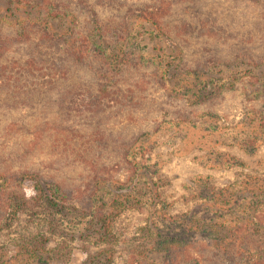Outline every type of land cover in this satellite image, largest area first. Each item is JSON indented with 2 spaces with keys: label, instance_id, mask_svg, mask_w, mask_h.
<instances>
[{
  "label": "trees",
  "instance_id": "trees-1",
  "mask_svg": "<svg viewBox=\"0 0 264 264\" xmlns=\"http://www.w3.org/2000/svg\"><path fill=\"white\" fill-rule=\"evenodd\" d=\"M240 8L244 18L238 14L237 20L234 15ZM166 17L173 21L165 22ZM140 19L149 22L156 35L169 37L185 73H197L183 93L187 101L201 98L198 85L204 71L225 61L262 63L255 46L264 47V0H0V144L17 131L34 135L47 131L49 149L73 163L82 159L95 164L107 158L97 148L103 150L114 132L108 110L134 99V85L125 81L136 78L145 65L158 70L164 86V80L175 75L174 61L159 65L141 52L147 43L137 38L150 36L138 27ZM206 35L234 43L220 49L200 40ZM190 38L196 41L194 50L184 53ZM246 44L251 46L243 48ZM162 66L165 71L159 73ZM24 110L32 118L25 123ZM49 111L54 112L52 119ZM142 135L124 140L120 155L137 170L144 164L129 156ZM17 148L13 153L0 147V230L22 212L36 214L37 208L57 209L74 201L82 204L90 196L89 188L102 184L101 175L83 186L56 181L52 174L30 167L28 150ZM149 184L154 190L159 187L154 181ZM227 192L200 193L206 201L198 203L195 212L185 218L168 217L170 225L179 223L183 231H166L154 222L142 227L138 242L142 249L125 264H264L263 191L256 195L246 187L235 195ZM241 192L249 195L245 204L240 203ZM95 200L89 233L112 247L88 255L85 264H115L114 220L143 203L134 193H119L110 202L103 197ZM212 214L221 218L209 217ZM48 242V236L43 240L32 234L0 264H50L60 253L49 249Z\"/></svg>",
  "mask_w": 264,
  "mask_h": 264
},
{
  "label": "rangeland",
  "instance_id": "rangeland-1",
  "mask_svg": "<svg viewBox=\"0 0 264 264\" xmlns=\"http://www.w3.org/2000/svg\"><path fill=\"white\" fill-rule=\"evenodd\" d=\"M241 9L234 15L236 19L238 14L239 18H244L239 13ZM164 21L170 24L173 17H166ZM138 23L146 32L144 36H150L142 41L141 36L137 38V42L147 43L141 52L154 58L159 65L174 61L175 75L164 80V86L157 77L158 70L145 65V70L136 78L131 76L125 81V85H134V99L124 104V108L117 104L108 110L110 128L114 132L103 150L97 148L107 158L95 164H87L82 159L73 163L71 158L61 157L49 149L52 140L47 131L39 132L38 136L25 130L17 131L12 139L6 138L4 145L0 144L2 149L13 153L17 152V147L21 152L28 150L29 166L42 170L45 175L52 174L59 182L83 186L91 179L95 183L98 175L104 177L102 184L96 182L89 188L90 196L82 204L74 201L67 202L65 207L57 206V209L37 208L36 214L33 210L22 212L11 224L3 226L0 261L12 256L11 251L35 233L43 240L48 236V248L59 250L60 254L55 255L50 264H85L88 255L112 247L109 242L99 243L89 233L97 197L110 202L119 193H134L143 203L130 206L114 220V262L125 264L133 253L141 251L138 242L144 232L142 227L150 222L166 231H183L179 223L170 225L168 217L185 218L195 212L197 204L206 201L200 193L214 194L226 189L227 193L235 195L246 187L252 194L264 193V47L255 46L261 54L258 56L262 58L261 64L248 60L225 61L201 73L202 82L198 85L201 98L196 100L192 96L187 101L183 93L195 81L197 73L194 70L185 73L183 62L177 57L179 51L170 44L169 37L156 35L145 20L140 19ZM200 40L213 42L211 45L220 49H227L234 43L218 35H206ZM195 43L190 38L184 53L194 50ZM136 46L133 48L138 50ZM249 46L242 45L247 49ZM190 58L195 59L196 54ZM164 71L162 66L159 73ZM30 113L23 111V123L32 119ZM48 113L52 119L54 112ZM134 135L142 136L136 143V152L129 157H137L144 164L140 170L130 167L120 156L122 147L126 146L124 140ZM122 181H130V184L122 185ZM153 181L159 184L156 190L149 184ZM155 193L158 197H154ZM248 197L242 193L240 203L245 204ZM260 198L263 201L261 211H264V196ZM209 217L221 218L219 214ZM198 238L203 240L205 236ZM155 258L159 260L160 255Z\"/></svg>",
  "mask_w": 264,
  "mask_h": 264
}]
</instances>
